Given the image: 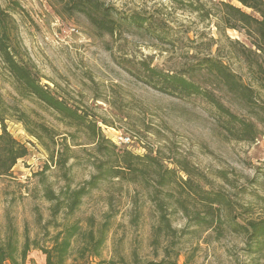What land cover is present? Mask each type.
<instances>
[{"label":"rangeland","instance_id":"1","mask_svg":"<svg viewBox=\"0 0 264 264\" xmlns=\"http://www.w3.org/2000/svg\"><path fill=\"white\" fill-rule=\"evenodd\" d=\"M12 1L20 6L11 15L16 25L13 43L22 59L39 71L43 84L102 121L101 133L109 141L105 145L110 150L114 146L112 156L123 150L136 155L152 151L164 162L186 159L205 176L201 183L205 189L222 191L231 200L228 216L242 223L264 219V178L260 177L264 167V53L248 55V64L245 52L255 48L243 32L227 29L225 36L219 37L213 21L200 22L195 14L177 9L168 0H100L120 12L163 17L172 38L161 45L148 36L127 32L99 36L82 15H58V0H0V4L5 7ZM210 37L217 41L208 51ZM205 56L223 62L243 86L252 89V99L247 101L237 91L227 90L204 69L191 71ZM143 63L198 84L202 92L213 96L237 118L253 123L254 140L243 139L249 135L240 131V123L230 124L203 96L182 98L153 88ZM12 90L0 64V94L7 98ZM20 106L35 107L27 102ZM37 110L59 138L67 137L72 157L67 169L51 166L48 153L22 124L6 121L7 130L26 146L28 155L17 161L9 177L0 178V234L11 225L20 244L26 233L30 239L43 238L51 206L43 197L44 186L56 193L67 184L74 189L89 181L98 172L96 164L106 158L86 133L64 127L51 113ZM126 137L130 139L128 144L118 143ZM219 172L227 173L226 182L218 178ZM154 176L147 177L150 186L140 179L133 183L102 177L83 197L75 213L83 226L88 218L100 224L110 216L104 258L114 254L129 258L133 250L143 260L161 258L164 237L158 251L151 245L153 228L158 224ZM173 194L178 197V193ZM166 207L169 211L173 208L170 204ZM167 217L176 236H180V263L185 254L194 251L191 264H264V245L259 253H249L244 237L230 230L216 238L212 231L188 225L180 211ZM48 229L52 232L51 227ZM41 256L40 251L32 249L27 263L38 264Z\"/></svg>","mask_w":264,"mask_h":264},{"label":"trees","instance_id":"2","mask_svg":"<svg viewBox=\"0 0 264 264\" xmlns=\"http://www.w3.org/2000/svg\"><path fill=\"white\" fill-rule=\"evenodd\" d=\"M58 1L61 5L60 11L55 10L58 15L68 17L82 15L99 36L113 37L127 32L131 35L148 36L161 45L171 41L172 36L166 29L168 24L159 15L155 17L152 13L120 12L113 6H106L100 0ZM168 1L179 10L195 14L200 22L213 21L219 37L225 36L227 29L243 32L255 48V51L243 50L248 64L250 63L248 55H257V51L264 53V0ZM233 2L239 3L240 6ZM19 8V4L14 1L5 7L0 4V64L13 89L7 94V98L0 94V178L9 177L17 161L28 155L26 146L7 130L6 121L22 124L26 133L48 153V163L51 166L67 169L66 164L72 157L71 144L68 143L66 136L59 138V134L45 124L37 109L51 113L64 127L86 133L89 140L95 144L98 153L106 158L96 164L98 172L89 181L74 189L67 184L56 193L44 186L43 197L51 202V206L50 219L43 225V238L30 239L26 233L20 244L15 228L11 225L6 226L4 234H0V264H28V254L32 249L41 252L44 264H191L194 251L185 254L183 262L178 261L181 255L180 236H176L167 217L177 211L188 219V225L196 229L212 231L216 238L221 237L225 230L243 236L246 251L259 253L264 245V219L242 223L235 217L228 216L232 207L231 200L222 191L205 189L201 184L205 181V176L186 159L172 158L173 160L164 162L158 155H153L152 151L144 155H136L123 150L114 156L111 155L114 146L111 145L110 150L105 145L109 141L101 133L99 122L102 121L79 106L69 103V100L43 84L39 71L22 59L18 46L13 43V31L16 25L11 15L12 11ZM216 41L213 37L208 39V51ZM142 65L149 79L148 83L153 88L182 98L193 95L203 96L216 105L218 111L226 116L230 124L240 123V131L249 135L243 139L254 140V124L237 118L221 106L213 96L202 92L198 84L186 76L169 74L146 63ZM258 67L261 68L260 65ZM202 69L214 77L219 84L222 83L227 90L237 91L247 101L252 99V89L243 86L238 81L237 75L220 60L205 56L198 65L191 68V71ZM22 102L31 103L35 107L20 106ZM48 163L44 166L46 170L49 169ZM151 174L155 175L153 199L158 212V224L153 228L151 245L155 252L158 251L162 243L161 238L164 237L165 246L161 247L163 251L161 258L156 256L152 260H143L135 250L131 252L129 258L117 254L104 258L103 251L110 226V216L107 215L100 224H96L93 218H88L83 226L80 220L75 218L83 197L90 189L97 187L102 177L111 176L133 183L140 179L150 186V178L147 177ZM260 177L264 178V167ZM218 178L226 182L227 173L219 172ZM173 192L178 193L177 198L174 197ZM159 194L163 197L160 198ZM171 198L174 199L172 202L169 200ZM262 201L264 202V199ZM167 204L173 207L170 211L166 207ZM59 217L60 221H58ZM48 227H51L52 232Z\"/></svg>","mask_w":264,"mask_h":264},{"label":"built area","instance_id":"3","mask_svg":"<svg viewBox=\"0 0 264 264\" xmlns=\"http://www.w3.org/2000/svg\"><path fill=\"white\" fill-rule=\"evenodd\" d=\"M129 138L128 137H126V138H122V139H120V141L118 142L119 144H121V143H123V145H126V144H128L129 143ZM115 144V143H114ZM117 144V143H116ZM115 144V145H116Z\"/></svg>","mask_w":264,"mask_h":264},{"label":"crops","instance_id":"4","mask_svg":"<svg viewBox=\"0 0 264 264\" xmlns=\"http://www.w3.org/2000/svg\"><path fill=\"white\" fill-rule=\"evenodd\" d=\"M31 256L33 257V254ZM38 264H44V257H43V255L40 257V263H38Z\"/></svg>","mask_w":264,"mask_h":264}]
</instances>
